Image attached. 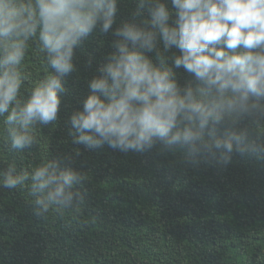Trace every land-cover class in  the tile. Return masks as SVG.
<instances>
[{
    "label": "clouds",
    "instance_id": "clouds-1",
    "mask_svg": "<svg viewBox=\"0 0 264 264\" xmlns=\"http://www.w3.org/2000/svg\"><path fill=\"white\" fill-rule=\"evenodd\" d=\"M121 0H0V118L12 152L37 144L34 129L58 119L75 50L94 34L113 51L87 82L82 109L69 118L72 142L104 144L122 153L182 150V161L227 165L232 154L264 159V141L239 127L264 120V0H138L130 21L113 29ZM147 12L149 18L144 19ZM175 16L172 24L170 17ZM42 54L46 75L22 92L30 46ZM162 45V46H161ZM172 65L192 75L181 87ZM154 53L158 64L147 55ZM91 60L89 61V66ZM79 151L76 152L78 156ZM49 157L35 166L0 170V188H27L32 213H80L86 174Z\"/></svg>",
    "mask_w": 264,
    "mask_h": 264
},
{
    "label": "trees",
    "instance_id": "trees-1",
    "mask_svg": "<svg viewBox=\"0 0 264 264\" xmlns=\"http://www.w3.org/2000/svg\"><path fill=\"white\" fill-rule=\"evenodd\" d=\"M137 3L121 0L113 29L131 20ZM167 6L174 12L170 0ZM143 18H149L146 11ZM113 39L94 33L75 50L76 71L65 78L58 119L34 129L32 149L10 151L0 118V170L13 160L19 169L61 157L87 175L78 214L51 211L39 219L27 188H0V264H264V159L234 152L227 165L203 161L193 167L183 163L182 150L162 153L159 144L122 153L107 144L91 150L72 142L69 118L82 109L87 82L113 51ZM147 55L158 64L154 53ZM164 55L181 87L195 83L173 67L178 49ZM22 68V92L47 74L35 45ZM239 127L250 140L264 141V120L245 118Z\"/></svg>",
    "mask_w": 264,
    "mask_h": 264
}]
</instances>
